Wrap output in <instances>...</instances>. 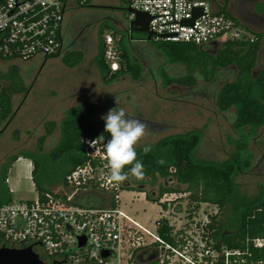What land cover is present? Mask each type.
I'll return each instance as SVG.
<instances>
[{
	"label": "rangeland",
	"instance_id": "rangeland-1",
	"mask_svg": "<svg viewBox=\"0 0 264 264\" xmlns=\"http://www.w3.org/2000/svg\"><path fill=\"white\" fill-rule=\"evenodd\" d=\"M113 2L114 0H96L95 3L98 6H106ZM90 22L91 20L85 23ZM128 22L127 13L124 11L114 14L103 11V13L95 14L90 29L84 35L77 32L74 36L71 32L67 36L68 44L74 51L82 52L85 57L83 62L75 67H68L65 59L61 57L48 61L37 59L28 63L12 62L13 65L23 69L29 92L26 95L14 97L10 120L0 127V200L23 202L33 201L37 197L32 180L33 162L27 157L34 156L39 162L37 177L44 187L49 188L54 183L59 171L54 154L62 141L61 125L73 109L93 104L95 107L93 123L95 124L102 123L104 120L101 117L116 106L123 107L129 115L137 114L135 112L137 110L150 122L169 125L166 133L153 134L148 131L146 137L137 146V152L143 151L145 146H149L151 150L154 149L167 136L184 135L195 131L200 134L203 141L196 153L197 159L211 160L218 165L233 159L243 164L245 159L253 165L252 170L251 168L242 169L235 174L236 198L229 202L224 211H220L214 205L200 204L198 211L192 212L197 203L191 201L190 193L182 192L168 194L172 202L168 210L170 215L167 216V210L161 202L147 199L153 187L147 185L146 179L139 180L140 184L128 186L135 189L134 191H121L120 209L147 231L155 234L157 222L164 217H169L168 222L172 223L174 230L181 229L185 233L184 236L191 240L194 237L200 247L204 242L214 246L212 232L202 234L201 231L203 226L209 223L210 218L218 213V221L225 227L224 233L231 235L237 230L236 202L252 201L262 195L264 129L257 132L247 128L239 130L231 122L235 120V112L228 114L219 112L212 100L183 99L185 90L177 84H167L163 78L161 73L167 72L169 62L165 53L158 50L157 44L160 43L153 40L152 43L157 44H144L161 57L158 56L159 60L152 63L159 66L156 74L157 83L154 81L140 83L130 74H126L106 84L99 66L101 40L104 42L105 36L111 35L114 38L115 49L119 50V41L125 37L126 40L123 42L127 44L129 38V34L126 33ZM100 31L103 32L101 37ZM133 36L132 39L137 42L138 32H134ZM217 45L218 50L225 44ZM142 66L146 68V72L155 75L150 63H144ZM262 67H264V51L258 68ZM116 97L118 104H116ZM50 123H54L56 127L52 134L47 133ZM41 139L44 141L41 142ZM14 157L21 159L13 162ZM6 169L9 170L6 171ZM5 178L8 180L7 184H5ZM159 182L165 181L159 180ZM166 184L169 187H178L175 182L168 181ZM61 186H52L50 190L59 192ZM144 187H146L144 192L139 191ZM179 188L182 191L186 189L184 186ZM178 211L179 214H176ZM38 252L44 259L43 250L38 248Z\"/></svg>",
	"mask_w": 264,
	"mask_h": 264
},
{
	"label": "built area",
	"instance_id": "built-area-1",
	"mask_svg": "<svg viewBox=\"0 0 264 264\" xmlns=\"http://www.w3.org/2000/svg\"><path fill=\"white\" fill-rule=\"evenodd\" d=\"M70 0H0V61L28 63L50 60L62 53V26ZM129 20L135 12L151 17V41L157 43L219 45L229 41L253 42V35L227 14L216 12L206 0H127ZM201 14L192 25L188 24ZM105 63L111 72L120 69V55L114 38L104 39ZM105 145L95 139L84 141L85 162L72 170L57 193L37 195L33 201L0 204V250L32 249L44 252L45 264H247L239 250L200 245L173 230L172 242L144 229L120 209L125 183L106 180ZM109 197L105 207L81 205L86 193ZM159 202H172L168 194ZM170 215L167 210V216ZM170 221V220H169ZM173 227L172 223H169ZM203 226V229H205ZM174 229V228H173ZM183 232V233H182ZM195 240V241H194ZM203 241V239L201 238ZM264 248V239L253 241ZM263 264V263H257Z\"/></svg>",
	"mask_w": 264,
	"mask_h": 264
},
{
	"label": "trees",
	"instance_id": "trees-1",
	"mask_svg": "<svg viewBox=\"0 0 264 264\" xmlns=\"http://www.w3.org/2000/svg\"><path fill=\"white\" fill-rule=\"evenodd\" d=\"M92 1L85 0L83 5L80 4L82 0L78 2L80 6L88 7ZM123 1L128 4L127 0ZM99 13L103 12H94L90 15L91 22L95 18V14ZM128 17L129 15H127V19ZM85 22L78 19L73 29L69 30L64 38L65 50L62 54L68 67L81 64L85 58L82 52L74 51L72 46L68 44L67 37L71 32H73L71 35L74 36L77 35V32L84 35L91 27V22ZM100 22H103V20H100ZM133 34L134 32H132ZM102 35L103 32L100 31V37ZM253 37L255 39L253 42L246 40L229 41L225 43L222 49L218 50L215 43L206 46L148 43L159 45L158 50L165 53L169 67L166 68L167 72L161 74H163L167 84H177L185 90L182 96L183 99L212 100L219 112L225 114L235 112V120H231V122L237 129L247 128L257 132L264 129V67L258 68L264 50V41L262 36L253 35ZM124 40H126L125 37L119 41L118 52L121 59L120 69L117 72H111L105 63V44L101 40L99 66L105 83L110 84L126 74H130L140 83L145 84L152 81L157 83L156 74L159 66L152 63L158 61L157 57H160V55L155 52V57L153 50L144 43L127 41L126 44L123 42ZM144 63H150L155 75L146 72V68L142 66ZM28 92L29 87L19 66L0 67V127L10 120L14 97L26 95ZM94 109L93 104L83 105L69 112V115L63 121L61 125L62 141L54 154L59 170L57 171L58 177L50 187L62 185V189L66 176L72 170L84 164L83 148L84 141L87 138L95 139L102 145H105L107 140L110 139V134L104 131V121L100 124L93 123ZM135 112L137 114H131V116L147 124L148 131L151 133H166L169 130L168 124L150 122L141 112L137 110ZM48 126L47 133L52 134L56 127L54 123H50ZM102 135L103 139L100 137ZM43 141L41 139V142ZM202 142L200 134L194 131L184 135L167 136L146 154L144 151L137 152L138 159L144 165V179L147 180V185L153 187V192L157 188L154 197L147 195L148 200L159 202L166 194L185 192L190 193L191 201L197 203L192 212L198 211L200 204H210L218 207L220 211L225 210L229 202L236 198L235 174L242 169L251 168L253 165L245 159L243 164L233 159L219 165L211 160H199L196 153ZM27 158H30L33 162L32 180L37 194L42 196L46 193H57L58 191L50 190V187H44L38 180L39 162L34 156ZM161 158L165 161L163 165L157 162ZM17 159V157H14L13 162ZM8 170L6 169V171ZM125 171H129V167H126ZM133 178L131 175L129 176L124 190L134 191L135 189L128 186L140 184L141 181L135 178L132 180ZM159 180L165 182L160 183ZM168 181L177 183L178 187H169L166 184ZM179 186H184L186 189L182 191ZM9 202L12 201L10 199L0 200V204ZM110 202L109 197L93 192L84 194L80 200L81 205L92 207H105ZM165 208L169 210L167 205H165ZM176 214H179V211ZM218 219L217 213L210 218L204 229L205 232H212L211 238L215 243V248L224 247L228 250H239L243 254L251 255L250 257L247 255L243 257L247 259V264H264V248L258 249L253 245L254 240L264 239V190L262 195L255 200H239V202H236L237 230L235 233L231 235L224 233L225 227ZM160 223L159 235L166 241L172 242L173 227L166 219L161 220Z\"/></svg>",
	"mask_w": 264,
	"mask_h": 264
},
{
	"label": "clouds",
	"instance_id": "clouds-1",
	"mask_svg": "<svg viewBox=\"0 0 264 264\" xmlns=\"http://www.w3.org/2000/svg\"><path fill=\"white\" fill-rule=\"evenodd\" d=\"M116 97V104H118ZM104 131L110 134V139L105 143V160L107 175L106 180L113 184H122L129 180L131 175L136 180L145 178V169L142 161L138 159L137 146L148 134V126L143 121L126 113L123 107H114L106 115ZM103 139V135L100 136ZM151 148L145 146L146 154ZM163 165L164 159L157 161ZM129 167V171L125 168Z\"/></svg>",
	"mask_w": 264,
	"mask_h": 264
},
{
	"label": "crops",
	"instance_id": "crops-1",
	"mask_svg": "<svg viewBox=\"0 0 264 264\" xmlns=\"http://www.w3.org/2000/svg\"><path fill=\"white\" fill-rule=\"evenodd\" d=\"M79 0H70L67 4L66 10H65V16L62 26V53L64 54L65 50V44H64V38L68 33V30L70 28L73 29V26L75 25L76 21L78 19L82 20V22L89 21L91 18V14L94 12H103L108 11L111 13H118L121 11H124L127 13L128 4L124 3L123 0H114V2L111 5L106 6H98L95 2L96 0H93L90 6L83 7L79 5ZM211 3L213 9L216 12L224 13L232 18H234L241 27L246 30L251 35L255 36H262V40L264 41V0H206ZM85 0H82L80 4L83 5ZM90 13V14H89ZM89 16H85V15ZM128 25H126V33L129 34L128 41L134 42L132 37V32L129 27V17H128ZM129 31V32H128ZM140 35V37H139ZM132 36V37H131ZM143 36L144 38H142ZM137 43H148V41L145 40L146 36L138 33ZM131 39V40H130ZM141 39V40H140ZM140 41V42H139ZM152 42V41H150ZM264 51V50H263ZM61 53V54H62ZM63 54L59 57L63 58ZM57 58V57H56ZM48 61V60H44ZM13 61H0V67H6L13 65ZM23 70V69H22ZM22 74H24L22 72ZM21 158H18L17 160H20ZM33 171V166H32ZM8 183L7 178H5V184ZM11 193V191H9Z\"/></svg>",
	"mask_w": 264,
	"mask_h": 264
},
{
	"label": "water",
	"instance_id": "water-1",
	"mask_svg": "<svg viewBox=\"0 0 264 264\" xmlns=\"http://www.w3.org/2000/svg\"><path fill=\"white\" fill-rule=\"evenodd\" d=\"M128 13H133L132 10L127 9ZM135 18L133 21H130L129 27L131 31L138 32L142 35H145V40L151 41V33L149 32V23L151 17L146 13L135 12ZM201 14L200 10L196 11L195 17L188 24L192 25L197 17ZM216 47L218 45L216 44ZM146 187L140 188L139 191L144 192ZM152 194L149 193V195ZM0 264H45L40 256L32 249V247L25 249H1L0 250ZM53 264H60L59 262H54Z\"/></svg>",
	"mask_w": 264,
	"mask_h": 264
},
{
	"label": "flooded vegetation",
	"instance_id": "flooded-vegetation-1",
	"mask_svg": "<svg viewBox=\"0 0 264 264\" xmlns=\"http://www.w3.org/2000/svg\"><path fill=\"white\" fill-rule=\"evenodd\" d=\"M156 193H157V191H155V192L152 191V194H151V195L154 197ZM81 198H83V197H79L78 200L80 201ZM202 229H203V228H202ZM204 232H205V230L203 229L202 234H204ZM201 238H202V237H201ZM60 264H68V263L64 262V263H60Z\"/></svg>",
	"mask_w": 264,
	"mask_h": 264
}]
</instances>
